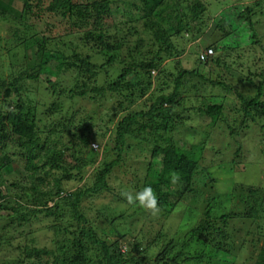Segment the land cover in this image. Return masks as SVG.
Returning a JSON list of instances; mask_svg holds the SVG:
<instances>
[{
  "label": "trees",
  "instance_id": "obj_1",
  "mask_svg": "<svg viewBox=\"0 0 264 264\" xmlns=\"http://www.w3.org/2000/svg\"><path fill=\"white\" fill-rule=\"evenodd\" d=\"M20 1L23 3V10L15 17L19 27L14 30V36L25 46L36 48L35 54L40 56V62L33 63L34 72L31 73L25 68L11 77L0 75V228L8 231L10 227L22 228L43 219L53 218L55 221L51 228L54 229L57 246H39L34 238H31L22 245H15L20 251V256L13 264H150V261L143 257L136 258L133 255V249L141 247L135 241L132 243L134 248L125 252L121 250V240L126 239L129 234L120 231L115 222L124 220L123 224L132 226V217L145 216L154 209H145L139 203H128L124 193H114L108 178L117 167L124 164L128 151L142 146L144 142H152L154 146L150 150L146 178L139 191L150 186L157 197L155 208L172 213L183 199V202L189 200V203L194 199L196 194L193 187L199 181L205 184L207 180H215L211 179L209 167H202L199 159L182 152L176 144L173 133L178 126L186 125V111L191 113L194 110L207 115L213 126H224L231 137L240 135L242 129H250L253 124H261L264 131V69L256 75L260 78L259 83H255L251 72L239 75L237 79L242 81V87L232 83L231 78L236 79V74L232 73H229V81L222 78L212 81L214 87L222 89L226 94L232 91L236 94L239 106L232 108L231 114L225 105L227 97L212 94L205 98L203 88L208 89V86L204 87L199 83L189 85L193 76L203 79V83L206 82L207 78L198 68L193 70L183 67L177 71L173 80L172 93L155 94L157 89L161 90L167 85L160 78L165 70L164 67L160 70L165 59L164 51L170 49L175 54L184 52L180 50V39H183L185 33H189L192 39L203 33L201 24H206L203 18L213 5L219 14L213 18L204 39L210 40L217 32H220L221 36L204 49L214 51L205 61L200 58V53L204 50L200 51L197 56L198 65H209L212 61L225 63L226 61L216 53L219 50L238 51L257 42L262 43L261 48L264 50V44L257 32V22L254 20L258 10L260 12L263 9L264 0L257 1L254 5L233 7H229L231 0L117 1L118 4L130 5L132 10L128 11V16L133 23L138 19L142 20L143 32L149 31L156 37L158 48L154 57L140 64L134 61L136 56H142V47H130L129 56L119 60L120 48L126 43V39L120 36L117 39L116 34L112 35L107 26L108 19L114 17L115 0H51L47 9L42 8L46 0ZM3 4L1 0L0 11L6 6ZM64 9L70 13L69 16H72L75 24L86 28L84 39L97 40L96 47L108 55L104 66L94 64L77 53L69 58L66 53L50 50L49 44H53L54 38L42 35L43 31H40L41 38L39 33L32 38L27 37L26 31L35 28L30 18L42 19L46 12H60L65 15ZM22 25L23 30L19 29ZM133 29L137 33L140 31L135 26ZM52 60L58 62L53 71L47 67ZM116 62L122 67L118 77L106 81L105 86H97L99 73L106 68L107 73H110L109 68H116ZM156 69L160 70L159 78L153 79V71ZM43 71L55 75L75 72L73 88H65L54 80H47L50 85L45 90L55 99L49 106L47 101H38V104H35L32 99L23 95V92L27 91L24 84L29 79H40ZM130 75L133 78L128 80ZM153 84L155 92L150 93ZM249 84H252V87H249ZM241 89H248V92ZM250 91L255 93L251 94ZM193 92L198 100L202 99V105L192 109L186 104L183 106V97L180 96L184 93L191 96ZM145 96L151 103L147 110L126 112L136 100ZM78 98L93 102L117 98L113 108L118 110V114L126 113L113 127L111 123L105 127L103 120L93 126L88 122L94 120L93 115L88 119L82 118L83 121L79 122L76 118L78 111L72 110L71 105V102L78 101ZM215 99L219 102H214ZM65 100L70 103L68 110L64 107ZM40 106L46 109V118L39 117ZM57 115L63 118L45 123V119L50 120ZM97 126L100 129L94 130ZM205 129L207 131L204 136L207 137L210 133L208 128ZM66 132H72V147L66 143ZM97 138H107L102 162L95 168L90 183H84L75 191H69L64 182L77 177L80 181L84 180L82 171L86 165L92 164L87 157H77V154L85 155L88 151H93L91 144L93 139ZM67 157H73L76 165L71 167ZM157 159L161 162L160 167ZM18 161L23 162V165L16 168L14 164ZM75 169L79 170V173H73ZM14 174L21 177L20 180H13L6 188L7 176ZM177 182H186V186L180 187L178 199L171 203L173 184ZM206 186L208 188L207 184ZM14 189L17 191L14 193L16 196L10 195L9 192ZM108 193L110 198L120 203L125 202L130 208L136 207L137 210L126 218V210L116 213V209L109 207L108 203L91 202L90 205H84L87 198ZM48 199L54 200L55 204L50 206ZM214 199L211 197L208 200V207L200 204L202 210H205L196 225L178 239H184L180 251L174 254L171 252L174 246L179 245L176 243L179 241L173 236L164 246L163 253L156 256L153 264H235L236 261L227 259L228 255L235 260L241 259L244 264H264V246L258 247L257 244L261 240L259 235L264 236V186L248 181L236 182L226 195L227 201L235 203L234 208L221 214L213 213ZM154 217L156 215H151L150 222ZM55 222H58L60 227L54 225ZM103 222L114 226L115 230L111 235H115V238L109 233H99L98 224ZM237 223L241 225L244 233L240 234L237 230ZM5 236V233L1 234L0 245L3 244ZM12 239L13 237H10L4 242L10 244ZM250 246L252 250L245 256L243 252H248L245 250Z\"/></svg>",
  "mask_w": 264,
  "mask_h": 264
},
{
  "label": "rangeland",
  "instance_id": "obj_2",
  "mask_svg": "<svg viewBox=\"0 0 264 264\" xmlns=\"http://www.w3.org/2000/svg\"><path fill=\"white\" fill-rule=\"evenodd\" d=\"M2 1L4 2L3 6H6L2 8L3 11H0V75L2 77H11L12 75H17L18 71H23L25 68L28 69L30 73L34 72V70H32V66L34 65L33 63L40 62V56L35 54L36 48H32V46L29 45L25 46L21 40L14 36V30L16 27H19L18 21L15 20V17L18 13L21 14L23 10V3L20 0ZM50 1L51 0H46L42 5V8L47 9ZM75 1L79 2L85 0ZM115 1L116 3L114 7L116 8L114 17L108 19L107 26H109L112 35L116 34L117 39L120 37H124L126 39V43L120 48L121 54L119 56V60L129 56L131 50L130 47H142V56H136L134 62L140 64L144 60L150 61L154 57L158 48V44L155 41L156 37L149 31L143 32L144 25L142 20L136 19L137 21H134L133 23L128 16V11L132 10L130 5L118 4L117 1L120 0ZM205 1L207 2V0ZM257 1L261 0H231L229 7L243 6L247 4L254 5ZM63 12L66 14L63 15L60 14V12L57 14L46 12L42 19L30 18L31 24L33 23L35 28L26 31L27 37L32 38L36 35V33H39L40 38L41 34L54 38L53 44H49L50 50H58L66 53L69 58H72L70 56L77 53L80 57L88 58L94 64L104 66L106 60L108 59V55L96 47L98 44L97 40L84 39L87 31L86 28H81L79 25L75 24L72 16H69L70 13L67 10L65 12L64 9ZM218 14L219 12L216 11V6H211V9L207 11L203 18V21H205L206 24H201V31L203 33L194 39L191 38L192 36H189V33L184 34L183 39H180V50L184 52L175 54L170 49L164 51L165 59L162 62L160 70L163 67L165 70L160 78L161 81H164L167 85L163 88L164 90L157 89L155 94L159 95L160 93H172L174 91L173 80L175 79L176 74L183 67L193 70L198 68L199 71L207 78L206 82L203 83V79L193 76V80L189 82V85L199 83L203 84L204 87L208 86V89L203 88V96H206L205 98L212 94L227 97L225 105L228 113L231 114L232 108L235 109L239 106V101L237 96H235L236 94L233 91H227L228 93L226 94V92L222 89L214 87L212 85V81H217L221 78L229 81V76H231L229 73H232L236 74V79L231 78V80L233 79L232 83L238 87H242V81L237 79L238 76L242 75L244 72H251L255 79V83H259L260 78L256 77V75L261 73L264 69V50L261 48L262 43L260 42L248 44L238 51L232 49L217 51V55H220L222 60L226 61V65L223 62L218 64L216 61H212L209 65L200 66L197 64V56L200 51L204 50L209 44L218 40L221 36L220 32H217V35L210 40L204 39L205 34H207L210 30V24L213 18H215ZM254 20L257 22V32L264 44V7L260 12L258 10V14L255 15ZM133 26L138 28L140 31L138 33L134 32ZM23 28L24 25H22L19 29L23 30ZM40 31H43L44 34H40ZM150 39H152L151 42L149 41ZM112 41L113 40H111V42ZM128 60L131 61V58ZM117 63L118 62H116V65ZM57 65L58 62L56 60H52L48 63L47 67L53 71ZM222 65H224L225 68ZM121 68L119 65H117L114 69L109 68L111 70L110 73H107V68L105 70L103 69L97 77L96 85L105 86L107 84L106 81L116 79L120 74ZM160 70L156 69L153 71V79H155V77L159 78L158 74ZM74 76L75 72L73 71H68L64 74L60 73L59 75H55V73L53 74L49 71H43L40 74V79H29L24 84L27 91L23 92V95L27 96L28 99H32L35 104H38V101H47L49 106L55 99L50 92L45 90L50 85L47 80H54L65 88H73L75 85ZM132 78L133 76L130 75L128 80ZM62 87H58V89H63ZM249 87H252V84H249ZM150 89V93L155 92V84H153ZM241 90L248 92V89ZM250 92L251 94L255 93L254 91ZM193 94L194 92L190 94L191 96H189L184 93V95L180 96L181 98L183 97V106L186 104L187 107L192 109L195 106L202 105V99L198 100V97ZM146 98L147 96L136 100L135 104H133L126 112L133 110H147L151 103ZM76 101L71 102V105L73 108L72 110L78 111L76 116L77 120L80 122L83 121L82 118L88 119L93 115L94 120L88 121L93 124V126L99 124L101 122L100 120H103L102 122L105 127L108 123H111V127H113L126 113L120 112L118 114V110L113 108L117 98H110L101 102H93L88 99L81 100V98H78L77 103H75ZM214 102H219V100L215 99ZM64 104H66L64 107L68 110L70 108V103L66 101ZM45 110L46 109L41 106L39 107V117L46 118ZM75 111L71 112L74 113ZM59 116L60 115H57L56 117L54 116L50 120L45 119V123L57 120ZM61 117L59 120L63 118ZM231 118L232 117L230 116V122L232 121ZM184 121L186 125L178 126L176 132L173 133L177 146L182 152H187L197 160L199 159L202 167H209L212 177L211 179H215L216 181L207 180L205 181V184H202L199 181L200 184L198 183L193 187V192L196 194L194 199H192L190 203L189 200L187 202H183V199L182 202L180 201V203L175 207L172 213L155 208L154 211L151 212L150 210L145 216H140L139 218L132 217L130 221L132 226L129 224L126 225L127 223L123 224L122 221L124 220H117L115 222V226H117L120 231L129 234L126 235V239L121 240V250L125 252L134 248L132 243L135 241L141 247L139 249L134 248L133 255H135L136 258L143 257L147 261H150V264L154 263L158 254L163 253V249L165 248L164 246L169 242V239L173 238V236L177 240L180 239L184 236L186 231L189 229L191 230L196 225L197 221H199L202 216V212L205 210H202L200 204H202L201 206L205 205L208 207L210 206L208 204V200L211 197L215 198L212 201V205L215 208L213 213L221 214L226 210L230 211L234 208L235 203L227 201L226 195L232 190L236 182L248 181L259 186H264V131L261 129V124H253L250 129H242L240 135L231 137L225 131L226 128H224V126L222 128L219 126H213L211 119L203 113H197L194 110L191 111V113L186 111L184 114ZM205 128H208L210 133L207 137L204 136L207 131ZM99 129L100 127L98 126L94 128V130ZM66 133H68L66 143L69 147H72L74 143L72 132ZM106 142L107 138L101 140L98 138L93 139V143H97L99 145L98 149H94L91 144V147L95 151H88L85 155L77 154V157H87L92 161V164L86 165L83 169L82 172L85 176L84 180L80 181L79 177H77L71 181L64 182V185L69 191H75L84 183H90L91 177H93L95 173V168L99 166L103 160ZM142 146L134 147L128 151L124 164L117 167L108 178L114 193H129L135 196L136 193L140 192L139 189H142L144 179L146 178L148 160L150 159V150L154 145L152 142H144ZM238 150H240V152H238ZM69 158L71 160L68 159V157L66 158L67 161H70L69 165L71 167L75 166L76 163L74 158ZM157 164L160 167L161 162L158 159ZM14 165L18 168L23 165V162L18 161V163H15ZM73 173L77 174L79 173V170L75 169ZM7 178L6 188H8L9 184L13 180L18 181L21 177L14 174L13 176H7ZM206 184L208 185V188ZM135 185L140 186L137 187ZM182 186H186V182H177L173 184L171 203H174L178 199V190ZM9 192L10 195L16 196L14 194L17 192L16 189ZM110 197L111 195L109 193L100 197L92 196L84 200V205H90L91 202L98 204L108 203L110 204L109 207H112V209L114 208V210L116 209V213L126 210V218H129L133 211L135 212L136 207L130 208L125 202L120 203ZM48 201L50 206L55 204L54 200L48 199ZM144 208L147 209L146 207ZM151 215H156L152 222H150ZM89 216H91V214ZM54 221L55 220L53 218L43 219L40 222L32 223L31 225H26L22 228L10 227L8 231L0 228V236L4 233L6 235V238L2 240L3 244L0 245V264H13L20 256V251L16 249L15 245H22L30 241L31 238H34L35 243L39 246H47L51 248L56 247L57 240L55 239L54 229L51 228L53 227L52 223ZM57 223L58 222H55L54 225L60 227V224ZM1 226L2 222H0V227ZM235 226L237 230L241 232L240 234L245 232L238 223L235 224ZM98 229L99 233L101 232L100 234L105 235L107 233L111 235V233L115 230L114 226H110L107 222L98 224ZM160 229H162L161 233ZM30 231L32 232L29 233ZM262 233H264V231ZM111 236L115 238V235ZM259 236L261 240L258 241L257 244L258 247H261L264 246V236ZM10 237H13L10 244L4 242V240L7 241ZM154 239L157 240L155 241ZM183 241L184 239L176 242L179 243V245L174 246L171 251L173 254L180 251ZM8 242H10V240ZM251 250L250 246L247 250H245L248 252H243V254L246 256ZM220 257L223 258L222 255ZM227 259H231L234 262L236 261L235 264H244L241 259L235 260V258L231 255H228ZM145 264L147 263L145 262Z\"/></svg>",
  "mask_w": 264,
  "mask_h": 264
},
{
  "label": "clouds",
  "instance_id": "obj_3",
  "mask_svg": "<svg viewBox=\"0 0 264 264\" xmlns=\"http://www.w3.org/2000/svg\"><path fill=\"white\" fill-rule=\"evenodd\" d=\"M128 203H139L140 206L148 209H155L157 205V197L154 190L150 186H146L142 191L136 193L135 196L125 193Z\"/></svg>",
  "mask_w": 264,
  "mask_h": 264
},
{
  "label": "built area",
  "instance_id": "obj_4",
  "mask_svg": "<svg viewBox=\"0 0 264 264\" xmlns=\"http://www.w3.org/2000/svg\"><path fill=\"white\" fill-rule=\"evenodd\" d=\"M214 54L213 49H208V50H204L200 53V58L205 61L206 59H208L210 56H212ZM92 147L94 149H98L99 145L97 143H92Z\"/></svg>",
  "mask_w": 264,
  "mask_h": 264
}]
</instances>
